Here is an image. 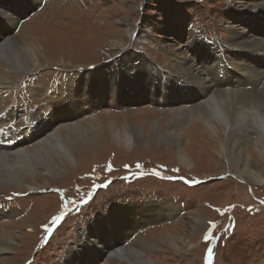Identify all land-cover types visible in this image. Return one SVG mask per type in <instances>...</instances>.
<instances>
[{
    "label": "rangeland",
    "instance_id": "1",
    "mask_svg": "<svg viewBox=\"0 0 264 264\" xmlns=\"http://www.w3.org/2000/svg\"><path fill=\"white\" fill-rule=\"evenodd\" d=\"M259 3L264 8V0H0V48L10 41L15 46L9 58L15 63L23 49L34 51L39 62L0 86L4 107L19 109L17 119L5 125L19 129L48 120L53 108L39 90L47 94L78 73L83 79L77 96L67 95L73 101L64 103L57 99L53 118L70 121V126L81 122L87 130L97 117L108 130L104 138H93L92 146L76 148L74 163L65 166L63 174H49L35 162L37 174L25 179L31 188L0 184V206L13 209L0 215V235L14 238L11 248L0 254V264H86L90 259V264H100L97 251L122 244L121 234L130 240L138 226L160 247L138 241L139 235L126 247L141 251L142 245L153 264H264V181L259 180L264 166L256 151L257 131H247L252 142L245 154L254 172L245 179L240 176L243 165L232 167L198 112L213 94L229 91L227 83L247 89L244 93L264 90V57L248 59L262 54L264 43L253 42L257 47L251 54L232 55L240 45L237 29L250 38L264 35ZM179 56L194 66L193 71L175 66ZM232 59L248 63L258 79H225L220 68L235 69ZM194 96L199 98L182 107ZM185 107L197 113L176 117L173 112ZM59 111L65 118L57 117ZM52 120L48 125H54ZM60 120L57 127L66 126ZM111 123L114 129L134 132L130 147L111 138ZM155 123L158 132L182 133L179 145L189 165L179 163L176 144L168 135L153 137ZM26 127L11 138H26ZM39 128L33 134L44 124ZM7 134L12 132L3 128L0 136ZM151 200L176 202L177 210L135 219L138 213H129L130 207L114 212L122 203ZM114 221H121V227ZM110 222L116 232L108 227ZM169 234L178 244L161 240ZM94 247L98 249L92 252ZM126 253L110 257L106 264H142L135 254Z\"/></svg>",
    "mask_w": 264,
    "mask_h": 264
},
{
    "label": "bare ground",
    "instance_id": "2",
    "mask_svg": "<svg viewBox=\"0 0 264 264\" xmlns=\"http://www.w3.org/2000/svg\"><path fill=\"white\" fill-rule=\"evenodd\" d=\"M259 5L261 6L260 3ZM261 8L263 7L261 6ZM0 14L1 16L4 15L2 10H0ZM263 16H264V11H263ZM243 33H244L243 31L237 29V34L241 36L239 38L240 45H238L237 48H233L232 50V55L237 56L238 58L242 57L244 54H248L252 51L254 52V47H257L256 46L257 41L258 43L259 42L264 43V35L250 38L246 33H245L246 36H244ZM253 42H256V44H253ZM13 46L15 45L10 43V41H8L7 43H4L0 48L1 51L0 54H2L3 56L2 60L0 59V86L4 82L10 81L12 75L14 74L17 75L20 72H25L27 70H31L34 67L39 66V62L37 61L36 56L34 55V51L32 52L28 51L26 53L25 49L21 50L20 52L21 58L18 63H15L13 59L9 58ZM262 57H264V52H262V54L259 55L256 54L249 55L248 59L256 58L257 60V59H261ZM184 59L182 60L180 58V60L175 64V66L177 67L179 66L180 68L183 69V71L184 69H190V68L193 71L194 66L190 65L189 63L188 64L184 63ZM246 60L247 58L242 60V62ZM232 63L231 64L235 69L220 68L221 70L225 71L223 72V74H221L225 79L228 78V80H231L232 75L240 76V77L241 75H243L244 77L241 78L248 77V79H252V78H254V80L258 79L257 76L252 75L255 73H253L252 71H250V69L247 68L248 63H244L240 65L236 63L234 59H232ZM262 63H264V60L261 62V64ZM30 64H33L34 67L31 68ZM212 64L211 66L214 65ZM4 65H6V67ZM238 66H241L246 72L241 70V68H238ZM234 70L240 73V75H237V72H234ZM238 70H240L241 72ZM192 71H187V72H192ZM260 72L262 73V75L261 74L260 75L264 77L263 68L260 69ZM77 74L71 77L72 80L67 79L65 84L59 85L56 89L52 88L53 90L49 91L47 94H45L43 90H39L41 97L46 98L47 103L48 104L51 103V107L53 108L52 111H49V113L47 112L49 119L44 121L43 124L45 128L41 132H38L37 135L36 134L29 135V137H26L23 142L21 143L19 142L12 147L5 148L0 145V184H4V185L8 184L13 186L27 185V183L25 184V179L27 177L26 175L28 174L34 175L37 172L36 170H34L36 166L34 165L35 162L40 163L43 166V168H45V171L49 174H53V175L63 174V172H65V166L74 163L73 161L74 158L76 157L75 154L76 148L79 150V148H81L83 144L84 146L86 144H90L92 146L94 144L93 138L96 141V140H100L101 138H104L105 135H107L106 132L108 130L106 126H104L105 124H103V120L102 119L98 120L97 117L93 118L96 122L92 120L91 122H95V123L92 124L91 126H88L87 130H85L86 124L83 127L79 125V123L81 122L77 121L76 126L74 124L73 126L72 125L70 126V125H66V122H70V121L65 120L64 122V120L53 118L54 107H56V103H57L56 100L59 99L61 100L60 101L61 103H64L67 102L68 100H72L71 98H66L67 95L71 93L76 95V91H78L77 84H79V82L83 79V76H81V74L79 75ZM227 85L228 88L226 89L227 90L229 89V91H219L216 92V94H213L210 100L209 99H208L209 101L206 100L204 106L198 112L201 114L203 118V122H204L203 125L205 131L211 136V138L217 139L218 148L220 149L221 152H223V155H225L226 158L230 161L231 165L233 164L232 167L234 169H237L241 164L243 165L242 167L243 169H241L242 174L240 173V176L246 179L248 176H251L252 172H254L251 167V160L245 154V147L247 146V144L252 142V139L250 138L251 136H249L247 132V131H251V128L257 131L256 133L257 144L255 143L256 151L264 166V90L263 91L259 90L261 91L260 94H257L256 91H250V90L249 93L248 92L244 93L247 89H237L235 87L236 83L234 84L227 83ZM207 96H208L207 94L204 95V97ZM197 98H199V96H194L193 99H190L188 101V104L184 103V101H186L184 100L182 103V107L185 105L187 106L193 104L194 101L197 100ZM3 102H4L3 99L0 97V128L6 127L7 125H5V123L7 121L17 119L19 112V109L17 108L16 105H13L9 108H5ZM59 106L61 107L62 105ZM27 107L29 108V106ZM188 107L184 108L185 111L179 110V112L174 111L173 113L174 114L176 113V117L178 116V118L179 117L188 118L189 116L192 117L194 115L192 113H197L193 111V109L192 110L186 109ZM62 112L63 111H59L57 117L65 118V116L61 114ZM51 119H53L52 121L56 119L53 126L48 125V122ZM59 120L62 121V123L66 126L57 127V123H58L57 121ZM24 124L25 122L22 123V125ZM134 128H136L135 125L133 129ZM108 129L112 130V133L110 135L111 138L115 141H121V145H123L126 148L130 147L131 144H133L135 141L136 136L133 131H128L125 128L123 130L114 129L112 127V123L108 125ZM158 129L161 130V128H159V124L157 125L155 123L152 126V131H151L153 137L157 138L158 136L160 138H163L166 135H168L171 141H173L174 144H176V151L178 152L177 154H178L179 163H181L184 166L189 165V158L187 157V154L182 150L181 146L179 145L183 138L182 133H180L178 130L172 132L168 130H166L165 132H158ZM137 134L140 136L142 134V131H138ZM40 137H43V139L40 140ZM44 137L45 138L47 137L46 139L48 140L47 144L43 142ZM12 138L14 139L16 138V136H13ZM250 179H253V176ZM259 180L264 181V178L260 176ZM36 184L37 186L39 185L38 182H36ZM27 186L31 188V186L29 185ZM121 206H122L121 208H115L114 212L123 208L130 207L128 209L129 213L131 214L134 213L133 215H135V212L138 213L135 215L134 217L135 219L137 217H143V216H147L151 218V217H159L163 214L171 215V213L177 210L176 207L178 206V204L176 202L174 204H169L167 201L161 203V202H157L156 200L154 201L151 200V201H146V203H140L139 205H136L135 203H131V204L122 203ZM134 207H139V208H137V210H134ZM11 210L13 209H8L2 206L0 209V215L6 214L7 212L9 213V211L11 212ZM114 212H111V214L113 215ZM108 219L109 218H107L106 220ZM195 219L198 220V224L202 222V219L200 217L196 216ZM114 223L116 224V226L121 227L120 226L121 221H119L118 223L114 221ZM135 226L136 225H132L128 231L133 230ZM108 227H110L114 232H116L115 225L111 224V222ZM105 228L104 226H102L101 230H104ZM140 229H141L140 226H138L137 230H135V234L132 233L131 236L129 237L130 240H127L128 238H126L125 236H123V234H121L122 238H124L122 244L106 246L103 250H98L97 252L100 254V259L98 262H100V264H106V260L109 259L110 257L121 256L127 254L126 252H128L131 255L135 254L137 258L134 256L132 257L136 258L135 260L140 261L142 264H153L150 255L144 254L142 245L141 247L139 246L141 251H137L138 249L130 250L129 247H126L127 242L134 241L137 235L140 236L138 241L140 242L147 241L149 245L152 244L157 248L160 247V243L153 242V240H151L149 237L144 236V234L141 233ZM1 231L2 230L0 229V232ZM161 240L167 242L168 244H172L173 246L176 245L177 243L172 235L162 237ZM13 242H14V238L12 234L10 235L1 234L0 254L6 253L11 248ZM96 249H98V247L91 248L92 252H95ZM106 254L108 256H106L105 261H103V256H105ZM79 259L82 260L83 258H79ZM92 261L93 260L90 259V261L86 264H90Z\"/></svg>",
    "mask_w": 264,
    "mask_h": 264
},
{
    "label": "snow or ice",
    "instance_id": "3",
    "mask_svg": "<svg viewBox=\"0 0 264 264\" xmlns=\"http://www.w3.org/2000/svg\"><path fill=\"white\" fill-rule=\"evenodd\" d=\"M211 259H212V254L211 252H209V261H211Z\"/></svg>",
    "mask_w": 264,
    "mask_h": 264
}]
</instances>
